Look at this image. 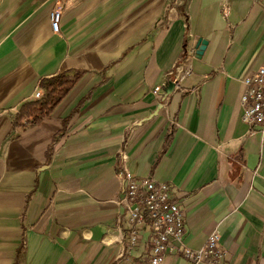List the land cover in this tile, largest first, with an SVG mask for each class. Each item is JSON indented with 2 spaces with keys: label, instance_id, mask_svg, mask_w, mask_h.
Returning <instances> with one entry per match:
<instances>
[{
  "label": "crops",
  "instance_id": "0c3cea01",
  "mask_svg": "<svg viewBox=\"0 0 264 264\" xmlns=\"http://www.w3.org/2000/svg\"><path fill=\"white\" fill-rule=\"evenodd\" d=\"M263 62L264 0H0V264H146L124 169L169 184L187 246L216 231L222 264H264V140L240 106ZM61 73L51 112L16 120Z\"/></svg>",
  "mask_w": 264,
  "mask_h": 264
},
{
  "label": "built area",
  "instance_id": "2783aa9c",
  "mask_svg": "<svg viewBox=\"0 0 264 264\" xmlns=\"http://www.w3.org/2000/svg\"><path fill=\"white\" fill-rule=\"evenodd\" d=\"M226 14L225 4H221ZM61 18V9L55 6L49 12L50 25L57 31ZM181 78H179L180 80ZM243 91L240 96L241 119L247 126V132L258 133L264 140V62L252 73L242 79ZM161 86H155L158 92ZM42 92L37 89L35 98ZM123 183L119 202L127 215L129 230L128 244L138 241L139 232L148 228L150 255L146 264H160L166 254L177 253L192 264H222L225 251L219 244V234L211 232L198 248L187 246L183 240L184 221L179 205L170 197L168 183L152 176L135 177L128 170L118 172ZM124 254H118L117 264Z\"/></svg>",
  "mask_w": 264,
  "mask_h": 264
},
{
  "label": "trees",
  "instance_id": "16d2710c",
  "mask_svg": "<svg viewBox=\"0 0 264 264\" xmlns=\"http://www.w3.org/2000/svg\"><path fill=\"white\" fill-rule=\"evenodd\" d=\"M74 83V79L68 78L65 74H58L41 80L43 94L40 98L22 104L16 120L27 117V122H36L45 115H48L56 103L68 92Z\"/></svg>",
  "mask_w": 264,
  "mask_h": 264
},
{
  "label": "water",
  "instance_id": "95a60500",
  "mask_svg": "<svg viewBox=\"0 0 264 264\" xmlns=\"http://www.w3.org/2000/svg\"><path fill=\"white\" fill-rule=\"evenodd\" d=\"M206 41L204 39H199L197 44H196V53L197 54H201L202 50H203V46L205 45ZM174 84L173 82H168L167 86L164 89V92L167 94L169 93L172 88H173Z\"/></svg>",
  "mask_w": 264,
  "mask_h": 264
}]
</instances>
